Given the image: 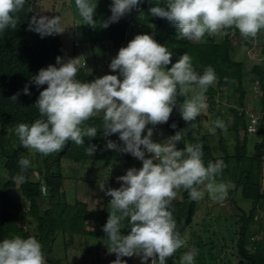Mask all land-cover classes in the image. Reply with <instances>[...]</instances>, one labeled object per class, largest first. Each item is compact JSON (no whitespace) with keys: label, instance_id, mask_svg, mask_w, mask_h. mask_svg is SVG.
Returning <instances> with one entry per match:
<instances>
[{"label":"clouds","instance_id":"9594fccd","mask_svg":"<svg viewBox=\"0 0 264 264\" xmlns=\"http://www.w3.org/2000/svg\"><path fill=\"white\" fill-rule=\"evenodd\" d=\"M26 2L0 0V33L16 27L18 17L15 14ZM140 3L141 0H111V15L102 27L118 22ZM75 5L85 24L94 26L97 0H75ZM149 12L153 17L164 18L175 25L178 36L184 42L190 41L187 43L200 41L206 33L211 35L234 27L243 38H254L248 54L255 47V37L264 30V0H156ZM124 22L127 27L123 43L109 64L116 74L81 81L76 74L85 62L82 65L79 57L64 60L57 56L55 64L41 68L30 81L37 88L47 85L39 92L34 104L40 118L32 123H19L15 132L23 147L46 156L59 152L68 141L81 146L85 144V138L96 137L97 127L87 126L85 122L103 115L104 136L118 134L123 142L121 147L109 139L106 149L130 154L142 162V167L129 168L126 174L117 177L122 181L119 188L106 187L105 194L112 198V212L103 231L107 235L108 250L116 255L112 264H127L121 258L134 255L140 257L141 264H148L150 258V264H157V261L167 264V258L186 243L177 230L170 207L178 190L179 194L180 189L187 190L190 199L199 200L203 199L204 192L197 186L206 185L211 197L222 201L226 185L215 181L226 165L223 160L209 161L205 165L199 142L188 144L183 150L178 148L183 130L162 141L158 134L157 141L153 140L154 127H147L146 134L142 133L148 125L163 126L177 105L185 122L195 121L207 109L210 100L205 93L215 82L216 74L210 66L203 72L196 71L187 52L172 63L173 52L164 44L148 33L133 34L136 26L132 17ZM130 22L133 27L129 29ZM59 25V17L45 16L33 18L29 27L44 38L61 33ZM137 29L142 27L138 25ZM230 35L233 37L231 32H225L224 37L231 41ZM169 64L171 67H167ZM22 91L25 95L31 94L28 85ZM188 93L191 97L178 103V96ZM17 95L19 93L12 99L16 100ZM245 106H250L254 112L263 111L261 108L256 111L250 104L238 108ZM217 128L226 130L227 124L216 119L209 132L215 134ZM244 131L248 133L246 128ZM96 151L95 144L85 148L89 156ZM18 164L21 169H27L30 160L21 157ZM100 187L104 189V185ZM126 218L131 227L128 234L123 235L121 221ZM197 255L196 248L189 249L181 255L180 264H195ZM0 264H46V260L37 238L14 236L0 241Z\"/></svg>","mask_w":264,"mask_h":264},{"label":"trees","instance_id":"16d2710c","mask_svg":"<svg viewBox=\"0 0 264 264\" xmlns=\"http://www.w3.org/2000/svg\"><path fill=\"white\" fill-rule=\"evenodd\" d=\"M38 0H27L23 9L16 13L18 17L17 25L14 29L9 28L0 33V153L3 156V169L6 178L0 180V203L2 193L8 189L17 188L21 197L27 203V209L18 204H13L9 211L0 213V241L14 236L27 238L30 235L27 227L29 221L35 223L37 238L41 245L45 260L50 264H60L58 260H52L53 243L58 233L70 236L82 237H101L104 236L103 225H99L91 231L87 229L86 223L92 219L93 215L88 210V205L85 201H75L68 204L63 201V178L59 171L51 172L53 164H59L62 159L74 163L86 162H119L125 163L135 159L127 153H122L117 150L106 149L107 140H113L119 146H123L118 134H112L105 137L103 134V115L91 117L85 122L87 126H95L98 129L97 136L88 139L85 138V144L77 146L74 142L68 141L65 146L59 151L51 153L43 160L41 180L32 182L29 180L31 167L21 169L18 161L21 157L28 158V148L21 145L19 138L16 141V146L10 152L3 151L2 143L4 140L7 128L15 129L19 123H32L40 118L35 101L39 96V92L46 88L47 85L37 88L35 84L30 83L31 78L38 73L41 68H46L50 64L56 63V57L63 58L62 43L59 34H53L41 38V36L30 29L29 25L33 18H39L37 14ZM106 5V13L102 15L103 22L111 15L110 4L111 0H104ZM156 4V0H141L139 9L143 13V21L145 24L154 26L152 34L154 38L161 44H164L170 51L173 52L172 63H175L181 54L187 52L192 58V64L196 71L203 72L207 67H212L215 70L216 80L210 91L212 93L221 90L222 88L234 86V91L238 95L239 103H242L245 97L244 79L245 72L243 71V63L235 60L234 47L232 42L227 38L219 43H187L177 39V28L171 22L164 18L153 17L149 9ZM126 22L111 23L107 28H104L107 41L111 44L112 49L118 53L121 44L124 40L126 31ZM228 28H226L227 30ZM242 45L250 47L251 41L254 38H243L241 35ZM259 42L260 55L264 57V30H261L255 37ZM76 49L73 48L71 58H75ZM167 67H171L169 64ZM251 73L257 84L260 93L259 104L264 111V71L258 67H253ZM116 74V73H114ZM76 78L81 81H92L94 76L87 75L81 67L76 74ZM25 85L29 86L30 95L23 93ZM17 95L16 100L12 97ZM178 103L185 100V96H178ZM179 106L173 108L168 122L163 124L164 129L169 133V136L174 135L177 131L183 130L180 121L174 116L175 111ZM175 124L176 127H171ZM239 125L245 130V121L243 117L236 116L233 118L231 129L237 133ZM263 128V130H260ZM246 133V132H245ZM258 133L262 135L260 143H255L253 160L257 164L264 163L262 158V149L264 146V122L261 123ZM247 134V133H246ZM143 135V133H142ZM183 135V133H182ZM89 144L97 145V151L93 156L86 155L85 148ZM222 140H219V145ZM177 147L183 150L184 135L182 140L177 144ZM247 136L245 135L242 141H236L234 146V155H223L219 159L211 156L210 149L203 147V160L205 165L209 161L215 162L223 160L225 168L219 179L226 184H232L235 189L229 191L227 201L234 203L235 193L240 189V197L244 200L258 203L264 201V194L261 192V185L257 175L255 179L251 173L245 171L243 163L247 157ZM29 159V158H28ZM41 184L46 188V194L41 196ZM179 202L172 201L171 210L177 223V230L180 236L183 237L185 230L190 228L193 218L196 214V200L189 198L187 190L180 189ZM37 199L41 200V204H37ZM240 216L238 231L236 232V255L239 259L238 264H264V243H262L254 252H249V224L252 220V210L247 213L239 210ZM126 233L130 230L128 219L123 220ZM175 253L167 258V264H175ZM158 264V261H157Z\"/></svg>","mask_w":264,"mask_h":264},{"label":"rangeland","instance_id":"374dc122","mask_svg":"<svg viewBox=\"0 0 264 264\" xmlns=\"http://www.w3.org/2000/svg\"><path fill=\"white\" fill-rule=\"evenodd\" d=\"M36 6L39 18L45 16L50 18L56 16L60 18L59 27L61 33H59V36L62 43L64 60L71 58L72 50L75 48V58L79 57L82 65L85 62V66L82 68L87 75L98 78L106 74H114L109 68V64L117 53L107 41L104 27H102L103 20L101 16L106 13L104 0H97L94 14L96 24L94 26L85 24L79 16L75 0H38ZM130 17L133 18L136 26L133 29V34L136 32L137 34H152L154 26L144 23L143 13L139 8L127 13L118 22L127 20ZM138 25L142 27L141 30L137 29ZM225 32H231L233 35L231 39L234 47L233 58L243 63V71L245 72V97L243 102L239 103L238 95L235 93L233 85L212 93L210 89L215 87L213 83L207 88L205 93V96L210 100L207 103V109L195 121L185 122L180 115L179 109L175 111L174 116L182 125L184 146L199 142L202 144V147H208L210 149L211 156L215 159H219L223 155L233 156L236 141L239 140L241 142L246 135L247 157L243 166L245 171L250 172L254 179L257 175L261 185V192L264 194V163L259 165L253 160L254 145L260 141L262 135L260 133L253 135L246 134L242 125H239L237 133L231 129L233 118L235 117V108L242 107L243 104L248 103L256 111L260 109V93L251 69L258 67L261 71H264V57L260 55L258 41H255L254 49L248 54L251 47L247 48L242 45L240 33L234 27L228 28L227 30L226 28L222 29L220 32L211 35L206 33L197 43H219L223 40ZM134 36H132V39ZM176 37L177 39L184 40L178 36V32ZM253 43L254 41H251V45ZM190 97L191 93H188L185 95V100ZM216 100L218 103H215ZM205 114L206 116H204ZM216 119L223 120L227 124V129L220 130L217 128L215 134H211L209 128L213 126V122ZM244 121L247 122V119L245 118ZM157 134L161 139L163 137L165 139L170 137L162 124H157ZM4 137L2 148L4 152L8 153L15 148L18 136L16 135L15 129L7 128ZM220 139L222 140L221 145H219ZM28 151L31 167L29 180L38 182V180H41L43 160L51 154L45 156L33 149H28ZM3 160V156L0 153L1 181H4L6 178V173L3 169ZM132 167L140 168L142 165L136 158L125 163L93 161L74 163L62 159L59 167L56 163L53 164L51 172L59 171L63 178V201L65 200L68 204H72L78 199H87L89 208L93 213L92 220H94L96 225H104L112 212L110 204L112 198L110 196L105 197V191L108 189L106 187L109 185L113 189L119 188L122 181H118L117 177L126 174L127 169ZM215 183L223 182L218 177ZM100 185H104L103 190H101ZM225 185L227 191L224 196L226 198L224 199L227 201L229 191L232 192L235 186L232 184ZM17 186L2 193L0 213L2 211H9L13 204L20 205L23 210L27 209V203L21 197ZM197 187L204 192V197L203 199L196 200V214L190 228H187L183 234L182 238L186 241L185 246L175 252V264H180L181 255L193 247L198 250V255L195 257V264H238L239 259L236 255L235 244L236 232L240 225L239 218L225 217L229 213L225 211V218H221V211L217 208L219 201L211 197L207 192L206 185H199ZM234 193L237 205H234L235 202L233 204L227 202L226 204L231 205L232 208L235 207L237 210L240 208L246 213L252 210V220L249 224V245L247 249L249 252H254L264 243V201L253 203L244 200L240 197V189L234 191ZM180 200L178 190L177 196L173 201L179 202ZM39 204L41 203L39 202ZM228 215L232 216L231 214ZM27 221H29L27 230L33 236L36 234L35 223L30 219ZM87 228H91L89 224ZM121 233L127 235L123 221H121ZM103 235L102 238H95L70 235L63 236L58 233L53 243L50 258L52 260H58L60 264H112L116 259V255L108 250L105 243L107 235L105 232ZM121 259L127 261V264H141L140 257L136 255L122 257ZM150 263L151 258L148 261V264Z\"/></svg>","mask_w":264,"mask_h":264},{"label":"built area","instance_id":"2783aa9c","mask_svg":"<svg viewBox=\"0 0 264 264\" xmlns=\"http://www.w3.org/2000/svg\"><path fill=\"white\" fill-rule=\"evenodd\" d=\"M132 27H133V23L130 22L129 23V29L132 28ZM231 37L232 36L230 35V38ZM207 101H208V98H206V102ZM215 103H218L217 100H216ZM236 113H237V116L245 117L247 119L246 130H247L248 133H256V132H258V129H259L261 123L264 122V111L254 112V110L250 106H245L243 108H237L236 109ZM147 127H154L153 140L157 141L156 140V138H157V125H155V126H152V125L146 126L145 133H143V135L146 134ZM260 130H263V128H260ZM261 151H262V158H264V146H263V149ZM140 163L142 164L141 161H140ZM40 192H41L42 196H45L46 189H45L44 186H41ZM46 264H50V263L46 261Z\"/></svg>","mask_w":264,"mask_h":264},{"label":"crops","instance_id":"0c3cea01","mask_svg":"<svg viewBox=\"0 0 264 264\" xmlns=\"http://www.w3.org/2000/svg\"><path fill=\"white\" fill-rule=\"evenodd\" d=\"M188 42H190V41H188ZM247 105H248V103H246ZM204 116H206V114L204 115ZM163 140L165 139V137H163L162 138ZM162 139L160 138L159 140L160 141H162ZM226 184V183H225ZM83 195V194H82ZM224 198H226V197H224ZM82 199H84V200H82ZM236 200V197H234V201ZM76 201H85L86 203H87V205H88V210H90V208H89V204H88V201H87V199H85V198H81L80 200L78 199V200H76ZM39 202L41 203V200L40 199H37V204H39ZM227 202H229V201H225V199H223L221 202L219 201L218 203H217V208L221 211V218H225V217H233V218H238L239 216H240V213H239V211L238 210H241V211H244V210H242V209H240V208H238V210L234 207V208H232V206L231 205H228V204H226ZM231 203V202H230ZM233 204V203H232ZM196 205H197V202H196ZM235 206L237 205V203H236V201H235V204H234ZM235 209V210H234ZM91 211V210H90ZM224 211L225 212H229L228 214H231L232 216H229L228 214H227V216H225V214H224ZM92 212V211H91ZM92 215H93V213H92ZM225 216V217H224ZM96 221V220H95ZM98 221H99V219H98ZM90 223H92V224H90ZM90 225V229H88V230H92V229H94L95 227H97V226H99V225H96L95 223H94V220H89L87 223H86V227H87V225ZM90 237V236H89ZM103 236H101V238H102ZM95 238H100V237H95Z\"/></svg>","mask_w":264,"mask_h":264}]
</instances>
